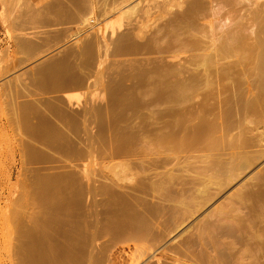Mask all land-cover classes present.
I'll list each match as a JSON object with an SVG mask.
<instances>
[{
  "label": "rangeland",
  "instance_id": "rangeland-1",
  "mask_svg": "<svg viewBox=\"0 0 264 264\" xmlns=\"http://www.w3.org/2000/svg\"><path fill=\"white\" fill-rule=\"evenodd\" d=\"M176 1L178 0H0V242H8V248L16 245L10 235H18L14 230L18 231L17 227H20L16 211L22 213L24 207H27V222L30 225L34 219L42 223L52 220L56 216L53 208L56 205L66 206L70 196L67 184L72 175H85L102 181L110 180L116 173L122 174L131 168V172L136 170L142 173L140 179L149 184L156 181L154 177L157 172L162 173L160 164L165 163L166 158H171L172 163H167L170 165L167 169L188 170L186 175L190 177V184L184 189L189 192L183 199L189 201L201 183L195 176L201 163L192 157L202 151H165L160 139L170 133L175 132L178 139L190 137L195 128L206 123L214 124L217 128L211 139H221L223 130L220 132V128L224 121L226 127L230 126V132L232 128L229 135L239 134V139L242 136L247 139L246 136L253 133L250 135L252 139L255 137L253 140L249 136L253 144L255 139L260 141L261 133L258 135V132H262L261 141L264 142L263 118L251 115V120L252 116L258 119L256 122H253L255 119L251 121L258 129L250 128L241 121L244 124L241 126L247 131L244 130L246 136H241L242 128L238 127V121L232 114L235 112L225 111L219 96L220 78L216 74L217 68L211 70L212 87L205 89L201 86L186 102L173 104L168 100L157 99L153 87L160 79L159 70L162 67L177 66L186 55L178 51L183 42V31L177 30V26L171 22V15L177 8L173 6ZM80 79L83 82H79ZM245 85L243 87L247 88L248 84ZM250 86L254 88L253 84ZM243 87L242 91L246 92ZM113 95H117L122 102L135 101L137 104L125 110L123 103L115 104ZM236 115L239 120L241 115ZM259 120L262 124H259ZM44 125L51 128V135L61 133L64 136L65 139L60 142L63 146L53 147L51 135L48 136L50 131ZM248 128L256 132H251ZM131 135L137 137L142 145L148 144L149 148L138 157L113 155L110 144ZM231 135L228 140L231 138L232 141L235 136ZM223 138V145L219 142L220 139H216L222 145L217 143V150L221 147L225 150V146L230 144V141H226L228 137L225 139L226 143ZM240 141L236 145L238 150L235 146L232 148L233 145H227L229 147L226 151L221 148L220 154L240 153L244 139L242 144ZM262 143L241 153L245 156L247 150L260 151L264 148ZM25 145L27 149L22 150ZM248 151L247 155L251 156L252 153ZM33 153L37 154L36 158ZM223 157L221 159H229L228 156ZM156 160L163 163H157ZM128 161H131L128 164L130 168L125 165ZM245 161L252 163L253 159L242 160L243 163ZM126 166L128 168L125 169ZM19 171L24 173L21 178L19 174L22 172ZM178 172L179 170L175 174L185 176ZM11 173L18 178L10 181L5 179ZM262 177L264 156L195 217L188 219L184 227L182 225L175 234L172 232V236L168 235L161 245L166 247L168 244L170 247L186 239L188 233H183L186 228L195 233L199 224L210 213L213 215L215 208L226 209L234 194L245 192L244 188L240 191L242 186H249ZM46 178L54 181L48 203L36 197L41 191L36 184ZM126 184L134 185L120 183L123 186ZM10 185L13 187H9ZM155 196L159 198L157 194ZM147 198L155 202L152 197ZM8 208L10 212L11 209L14 212H8ZM96 209L97 213L104 214L107 208L100 205ZM6 210L11 215L7 216L13 218L12 214H15L13 219L6 217ZM101 214L95 219L88 217L90 222L92 218L95 220L91 227L97 232L106 231L109 222ZM170 226L168 225L169 228ZM17 238L18 236L14 239L16 242ZM54 238L60 240L57 234ZM104 241L99 242L102 244ZM97 247L95 251L90 249V254L87 253L89 255L86 254L84 259L89 264L112 263L104 259L102 261L101 258L105 256L96 254ZM6 248L0 246L1 256L4 249L8 251ZM157 250L151 251L146 257L137 256L130 258V261L127 259L122 264H148L154 258L152 255H157ZM113 263L118 264L115 261Z\"/></svg>",
  "mask_w": 264,
  "mask_h": 264
},
{
  "label": "bare ground",
  "instance_id": "bare-ground-1",
  "mask_svg": "<svg viewBox=\"0 0 264 264\" xmlns=\"http://www.w3.org/2000/svg\"><path fill=\"white\" fill-rule=\"evenodd\" d=\"M174 5L177 8L171 15V22L177 26V30L183 31L184 38L178 51L186 53V55L182 57L183 59L177 66L158 69L160 79L153 87L157 99L168 100L173 104L186 102L195 95L201 86L205 89L212 87L211 70L217 68L216 74L220 78L219 96L225 111L232 110L231 112L243 117L240 116V119L237 120L239 117L232 113L238 121L236 122L238 127L246 123L250 128L258 129L256 125V127L253 125L254 123H251L255 119L252 116L251 120V115L260 116L264 121V0H178L173 3ZM245 84H248L247 88L243 87V85L246 86ZM250 84H253L254 88ZM242 87L244 90L246 89V92L242 91ZM113 97L115 104L123 103L125 110L137 104L135 101L132 103L122 102L117 95H113ZM228 102H230L229 106ZM221 109L223 110V107ZM257 120L255 119L253 122ZM241 121L243 123H240ZM45 127L50 131L48 135L50 136L51 128H47V125ZM236 127V130L242 128L241 136L247 132L242 126ZM244 127L247 128L246 125ZM221 129L223 130L222 135L225 137H222L224 142L230 141V144L227 145L230 147L233 145L232 148L234 146L236 148L237 142L241 139L244 141L243 144L242 140L240 141L242 145L239 144L238 148L242 147V151L256 147L263 142V140L261 141L262 132H258L259 130L257 132L258 135L261 133L259 137L261 142L255 139L252 144L255 137L253 136L252 139L253 133L251 132L254 130L250 129L252 135L247 133L251 135L249 136L252 140L246 135L247 139L243 136L239 139V134L238 136L234 135L235 137L230 134L231 137L238 139L237 141L232 138V142L231 138L228 140L230 126L226 127L223 121L220 132ZM216 130L214 124L204 123L195 128L190 137L178 139L173 132L160 139L164 144L163 149L169 153L174 151L181 153L184 150H186L185 152L195 150V153L202 151L200 154L198 153L199 155L197 154L198 156L192 157L201 163V167L195 174L196 180L201 183L190 196L189 201L183 199L184 195L189 192L184 189L190 184V177L186 175L188 170L167 169V166H170L168 164L171 158H166L165 163L156 160L157 163H163L160 164V168L165 172L163 170L162 173L157 172L154 177L156 181L149 184L140 179L142 173L136 170L130 171L131 168L128 164L131 161L125 164L129 166V170H123L122 174L116 173L110 180L103 179L101 181L85 175L76 177L72 175V179L67 184L70 196L66 206L56 205L53 208L56 216L52 220L42 223L40 220L34 219L33 224L30 225L27 222V219L29 220L27 207H24L25 211L23 210L22 213L16 211V214L19 215L17 217L20 227L18 226L19 222L16 221L19 229L14 231L18 232V235L13 233L14 238L13 234H9L12 237V242H15L16 245H10L8 248V242H0V246L8 248L7 253L4 249V255H0V264H89L88 260L84 259L85 255L91 252L90 249L95 251L101 240L105 241L97 247L96 254L101 257L105 256V258H101L102 261L103 259L112 263L115 261L118 264H122L127 259L130 261V258L137 256L146 257L155 249H158L157 255H152L154 258L149 260L148 264H264V177L259 178L253 184L250 183L249 186H242L240 191L244 188L245 192L234 194L226 209L225 207L215 208L213 215L210 213L199 224L195 233L189 232L190 228H186L183 232L189 235L185 237L186 239L183 238L184 240L181 239L182 241H178L177 244L170 247L168 244H165L166 247L162 246V242L165 243L168 235H173L182 225L184 227L188 219L195 217L264 156L263 142L262 150H256V152L254 150V153L247 150L252 153L251 156L247 155L246 151L245 156H250L249 158L253 159L252 163L242 162L244 159H249L241 153L242 151L236 152V154L227 151L229 154L225 155L229 159H221L223 156L226 157L222 155L225 152L220 154L223 149L221 147L223 145L222 138H219L220 140L216 138L222 142V145L213 136V140L211 139L212 133H215ZM255 136L257 137L256 134ZM50 137L54 142L53 147L63 146L60 142L65 138L61 133L52 134ZM257 142L260 143L257 144ZM217 143L221 145L222 149L217 150ZM196 145L201 148H196ZM227 145L225 150L223 149L224 151L229 147ZM109 147L113 155L129 157H138L140 153L149 148L148 144L142 145L139 139L132 135L129 138L123 137L115 144L111 143ZM232 148L231 150H233ZM26 149L25 145L22 150ZM23 154L26 156V153ZM33 154L36 158L37 154ZM215 154L217 156L213 158ZM219 154L220 157H218ZM253 154L256 155L253 156ZM127 166L125 169L128 168ZM178 170V173L185 174V176L176 175ZM23 171H19L22 174L18 173L20 178L24 174ZM6 176L5 179L9 181L15 177L18 178V176L14 177L12 173ZM201 176H203L202 179ZM53 182L49 178L39 181L36 186L41 191L36 197L44 199L45 203H48L51 198ZM125 182L134 185H120ZM100 189L104 191L101 192ZM147 197H152L155 202L148 200ZM100 205L107 208L104 214L97 213L96 208ZM12 211L14 212L11 209ZM32 211L34 212V210ZM8 212L6 217L11 216ZM8 214L10 216H7ZM13 214L14 218L15 214ZM100 214L104 215L105 220H109L106 231L103 230V232L94 231L91 227L95 221L93 218L95 219ZM73 217H76V221L72 219ZM88 217H93L92 222ZM13 218L10 217V219ZM112 218L116 219L110 220ZM70 224L74 225L66 228ZM168 225H171L170 228ZM55 234L60 237V240L54 238ZM182 235L180 236L183 237ZM16 236H18L17 242L15 241ZM88 257L91 261V257Z\"/></svg>",
  "mask_w": 264,
  "mask_h": 264
},
{
  "label": "crops",
  "instance_id": "crops-1",
  "mask_svg": "<svg viewBox=\"0 0 264 264\" xmlns=\"http://www.w3.org/2000/svg\"><path fill=\"white\" fill-rule=\"evenodd\" d=\"M79 82H83V81L80 79Z\"/></svg>",
  "mask_w": 264,
  "mask_h": 264
}]
</instances>
